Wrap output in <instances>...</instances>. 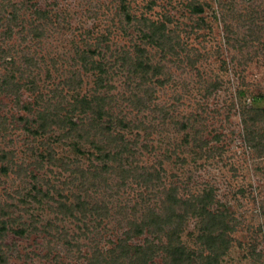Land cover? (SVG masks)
<instances>
[{
  "label": "rangeland",
  "instance_id": "rangeland-1",
  "mask_svg": "<svg viewBox=\"0 0 264 264\" xmlns=\"http://www.w3.org/2000/svg\"><path fill=\"white\" fill-rule=\"evenodd\" d=\"M252 8L264 15L260 0H0L7 264H88L126 237L131 246L165 242L157 224L142 234L136 225L163 213L171 196L207 192L231 227L218 264H264V115L245 112L264 108V51L238 17ZM144 18L164 23L168 42L148 41ZM87 52L98 68L80 59ZM98 96L112 119L110 136L123 141L53 123L77 125L80 100L95 104ZM117 119L128 128L115 127ZM173 221L169 230L178 227ZM177 234L195 256L209 254L194 215Z\"/></svg>",
  "mask_w": 264,
  "mask_h": 264
},
{
  "label": "trees",
  "instance_id": "trees-1",
  "mask_svg": "<svg viewBox=\"0 0 264 264\" xmlns=\"http://www.w3.org/2000/svg\"><path fill=\"white\" fill-rule=\"evenodd\" d=\"M260 4L262 6V13H264V2L260 0ZM260 6V5H259ZM196 12H202V9L199 7H194ZM250 8V6H249ZM123 9H126L125 6ZM252 11L253 8H252ZM126 19L129 20L130 14L127 10L124 11ZM239 19H244L250 23V27H248V34L252 40V42H259V49L264 51V15L259 13L258 10L254 12H245L244 14H239ZM142 22L146 25V28L152 33L147 34L145 38L151 40V42L159 45L160 41L168 42L169 38L166 35V26L164 23L156 24L153 21L147 20L144 18ZM225 32H226V41L229 45H235L237 42L234 38L230 37L231 27L228 23L223 19ZM238 44H244L243 46L248 47L249 44L246 43L244 39L238 40ZM248 44V45H246ZM139 59L142 58L141 53L139 52ZM94 53H83L81 58L83 61H89L94 68H98L96 64L91 60ZM138 67L145 68L147 64H144L141 60L136 62ZM99 72H101V68H99ZM102 79L99 77V85H101ZM263 98L264 96H259L258 98ZM104 98L98 96L95 104L92 103L90 99L84 98L80 100V103L83 107V117L81 121L77 123V125L68 126L69 122L60 123V121L53 122L57 124L58 127H68L69 130L77 127V130L81 132L83 135L91 134V137L99 140L103 138L102 141L108 140V143L111 141H123L122 135L119 133L116 136H110L112 134V119L108 111L104 110ZM94 105V106H93ZM249 116L254 115H264V108L257 109L251 108L245 111ZM104 117L105 120L103 119ZM70 121V120H69ZM115 127L120 128L121 130L128 128V123H125L123 119L116 120ZM114 127V126H113ZM45 127L42 126V130ZM264 140V134H263ZM106 139V140H104ZM107 142V141H106ZM90 143V141H89ZM102 143V142H101ZM93 144L94 143H90ZM96 146H93V149ZM95 150L103 154L104 156H109V152H106L104 149L95 148ZM120 154V153H119ZM119 154H116L118 156ZM115 158H111L114 160ZM212 202H214L213 195L211 192L203 193L202 195H194L189 199H182L171 196V204L167 207L165 206V211L161 214L154 213L150 218L149 222H142L139 225H136V234H142L144 230L149 232L154 231L151 227L157 224L161 230H167L164 235L166 236V241L162 243H154L147 241L144 245L131 246L127 243L130 239L126 237L121 239L117 245V248L112 249L110 251H98L93 254L91 259H89L88 264H124V259L128 256L130 250H134V261L132 264H154V259L156 256H159L161 259L160 264H218L217 258L218 254L217 249L220 250L221 253H225L228 249L229 243L225 234L228 230H231L229 224L227 223V214L226 212L220 211H212ZM80 211L81 208L86 212H93L92 208L85 209L82 207H77ZM72 210V207H69ZM75 209V208H73ZM178 210V212H176ZM180 210V211H179ZM84 215V214H82ZM188 215H194L199 222V231L198 240L203 244L206 249L209 251V254L205 256H195L192 252H189L186 247L181 243L177 231L179 230L180 225L184 222ZM174 219H176V225L178 227H174L172 230H169L174 224ZM0 227V239L4 237L5 229L3 226ZM169 231V232H168ZM20 232H23L21 230ZM153 233V232H152ZM1 252V250H0ZM8 259L5 257L3 253H0V264H7ZM200 261V263L197 262Z\"/></svg>",
  "mask_w": 264,
  "mask_h": 264
}]
</instances>
